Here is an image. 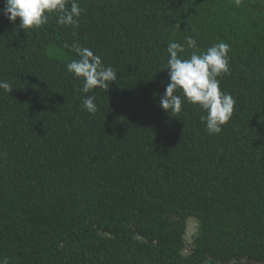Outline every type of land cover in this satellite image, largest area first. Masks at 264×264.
I'll return each instance as SVG.
<instances>
[{"label":"trees","instance_id":"trees-1","mask_svg":"<svg viewBox=\"0 0 264 264\" xmlns=\"http://www.w3.org/2000/svg\"><path fill=\"white\" fill-rule=\"evenodd\" d=\"M77 2L78 27L0 14V264H263L264 0ZM187 36L230 49L219 134L198 105L159 107L168 44L187 58ZM73 45L117 80L82 93Z\"/></svg>","mask_w":264,"mask_h":264},{"label":"clouds","instance_id":"clouds-1","mask_svg":"<svg viewBox=\"0 0 264 264\" xmlns=\"http://www.w3.org/2000/svg\"><path fill=\"white\" fill-rule=\"evenodd\" d=\"M81 12L77 0H71L70 7L69 0H4V7L0 9V14L10 22L15 24L19 20V28L25 32L47 24L53 13L58 17V24L78 27ZM176 27L179 28V25ZM185 43L188 49L193 50L187 58L182 55L186 51L185 44H168L166 70L169 82L160 96L159 107L170 115L180 113L185 101L198 105L206 111L201 119L208 133L219 134L231 119L235 105L234 98L221 90L218 79L228 72L229 46L221 42L206 51H200L191 36L185 37ZM71 47L78 58L72 59L66 67L69 73L82 80V93H89L97 87L106 89L109 83L117 80L118 73L111 66H104L101 58L91 49L78 45ZM0 89L7 93L12 91L6 81H0ZM178 92L183 94V98ZM94 101L95 96H85L82 100L83 109L95 114L97 105Z\"/></svg>","mask_w":264,"mask_h":264},{"label":"rangeland","instance_id":"rangeland-1","mask_svg":"<svg viewBox=\"0 0 264 264\" xmlns=\"http://www.w3.org/2000/svg\"><path fill=\"white\" fill-rule=\"evenodd\" d=\"M197 226L198 223L196 220H190L189 221V228H188V232H187V236H186V240L188 242V244L190 245L193 239V235L196 233L197 231Z\"/></svg>","mask_w":264,"mask_h":264},{"label":"water","instance_id":"water-1","mask_svg":"<svg viewBox=\"0 0 264 264\" xmlns=\"http://www.w3.org/2000/svg\"><path fill=\"white\" fill-rule=\"evenodd\" d=\"M252 264H256L255 262H252ZM264 264V263H263Z\"/></svg>","mask_w":264,"mask_h":264}]
</instances>
